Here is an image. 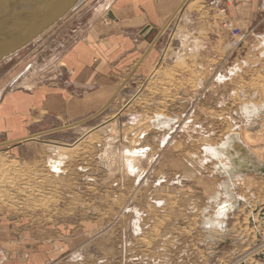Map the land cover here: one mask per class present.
Returning a JSON list of instances; mask_svg holds the SVG:
<instances>
[{"label":"rangeland","instance_id":"374dc122","mask_svg":"<svg viewBox=\"0 0 264 264\" xmlns=\"http://www.w3.org/2000/svg\"><path fill=\"white\" fill-rule=\"evenodd\" d=\"M106 1L86 0L0 62V110L8 97L25 106L2 112L4 138L84 120L0 147L8 264H264V176L229 173L228 158L207 152L246 129L242 144L264 165L263 0H235L225 17L185 0L181 12L204 27L189 18L174 33L172 20L150 74H133L112 102L124 75L107 84L90 70L87 36Z\"/></svg>","mask_w":264,"mask_h":264},{"label":"crops","instance_id":"0c3cea01","mask_svg":"<svg viewBox=\"0 0 264 264\" xmlns=\"http://www.w3.org/2000/svg\"><path fill=\"white\" fill-rule=\"evenodd\" d=\"M107 1V3L101 5V12L105 16H107V19L105 17L103 18V16L100 14H95L94 17H92V19L90 20V27L88 28L89 30L87 35L88 43H90V62L95 63L92 65L90 70H95V72H97V74L101 76L98 78H104V81H106L105 83L107 84L119 83L122 75H124L122 79L126 78L131 73L132 68L142 59L143 54L149 47L150 49L145 54L143 60L138 64L134 74H138L139 76L143 77H145V75L147 74H150V68L155 65V63L160 58V47L158 48V43L156 45H152L149 44L147 40L151 39L152 37L154 38L156 33H158L159 30L163 28L164 24L173 15L174 11L176 12V10L180 8V5L181 9L177 11L178 13L175 14V18L172 22L176 26L174 33L175 31L181 33L182 28L184 27L181 26V22L185 21V25L189 18H192L189 23H194L197 31L200 28H203L205 23V21H199L198 15L196 13H188L186 15V12H181L183 10H186L192 3L187 2L188 0L186 2L185 0ZM261 4L262 7H264V0L261 2ZM183 6L184 8L182 9ZM236 13L237 11L235 9H232V11H230V17L232 16L231 18H233L231 19L232 22ZM108 14L112 15L114 19L109 18ZM146 27H150V29L154 30V32L150 37H148V39H145V36H141L144 28ZM191 30L193 29L191 28ZM181 42L183 41L180 40V43ZM73 56H75V51L73 52ZM74 64H78L76 58H74ZM46 93L47 94H44L43 99L50 98L49 95L51 94H49L48 92ZM2 103L5 105L2 107V111L0 110V117H2V114L6 110L11 109L10 107H12V109H20L25 107L20 103L19 100L16 101L15 98L13 99V97L10 99L9 97L6 98ZM98 111L100 110L98 109L97 111H95V113ZM83 121L84 120L81 119L80 122L78 120L74 121V123L62 124L61 126L64 127L67 124H71L72 126L67 125V129L70 130L79 126V123L81 124ZM5 122V120H1V123H3V125H5ZM156 128L159 129L158 126ZM48 131L46 130L45 132H34L30 133V135L15 134V136H13L12 138H8L7 136L4 138L3 133L0 131V142L2 140L24 136V138L22 137L19 139H15L14 141L12 140L13 143L11 144H14L16 142H25L24 144H26L33 140H39V138L45 135L53 134ZM48 142H52L53 144L54 142L56 143L55 140ZM46 146L51 147V145L49 144H46ZM3 233L0 230V236L3 235ZM7 260L8 259L6 258L5 251H2L0 247V264H8Z\"/></svg>","mask_w":264,"mask_h":264},{"label":"water","instance_id":"95a60500","mask_svg":"<svg viewBox=\"0 0 264 264\" xmlns=\"http://www.w3.org/2000/svg\"><path fill=\"white\" fill-rule=\"evenodd\" d=\"M79 1L80 0H0V62L12 56L15 52L27 47L30 42L40 36L46 29L56 24V22L65 16V14H67ZM175 14L176 12L174 11L163 28L152 38V45H154L159 39V36L165 32ZM108 17L114 19L110 14H108ZM147 30L148 33L145 39H148L154 32L150 27H146L142 33ZM149 49L150 47L147 48L142 59L132 68L131 73L125 78V81L110 99L111 102L134 74L135 69L143 60ZM96 114L92 115V117L96 116ZM63 129H67V126H59V128L51 129L48 132L56 133ZM234 144V150L231 149L235 154L233 158L237 161H242L238 170L241 173L248 174L258 172L264 176V165H257L253 157L249 156L247 149L238 139H235ZM240 203L239 200L237 205ZM259 214L260 218L264 215L263 211ZM256 258L264 260L262 253L257 254Z\"/></svg>","mask_w":264,"mask_h":264},{"label":"bare ground","instance_id":"6f19581e","mask_svg":"<svg viewBox=\"0 0 264 264\" xmlns=\"http://www.w3.org/2000/svg\"><path fill=\"white\" fill-rule=\"evenodd\" d=\"M86 2V0H80L79 2H77L72 8H71V10L69 11V12H71V11H74V10H76L77 8H79L82 4H84ZM83 6V5H82ZM181 7V6H180ZM180 8H178V10H179ZM178 10H176V13H178L177 11ZM68 12V13H69ZM65 16H66V14H65ZM64 17V16H63ZM62 17V18H63ZM61 18V19H62ZM55 25V24H54ZM54 25H52V26H54ZM51 26V27H52ZM51 27H49L48 29H50ZM48 29H46L43 33H45V32H47L48 31ZM42 35L43 34H41L40 36H38L35 40H33V41H36L37 39H39V38H41L42 37ZM44 37V36H43ZM196 44V43H195ZM24 49V48H23ZM22 50V49H21ZM20 51V50H19ZM18 52V51H17ZM16 53V52H15ZM4 60V59H3ZM2 62V61H1ZM108 104V103H107ZM106 105V104H105ZM247 108V107H246ZM247 110V112L249 113V111L250 112H252L251 110H254V109H251L250 110V107L249 108H247L246 109ZM80 122V121H79ZM68 125V124H67ZM66 125V126H67ZM71 125V124H70ZM70 125H68V126H70ZM74 125V124H73ZM72 126V125H71ZM235 137V138H234ZM19 138H22V137H17V138H15V139H19ZM24 138V137H23ZM229 138H231V139H229L228 141H226V143L225 144H221V146L220 147H217V148H215V147H209V148H207V152L212 156V157H214V158H216L217 160H219V159H221V158H223V157H221V155H224L226 158H228V160L230 161V164L232 165V167H225L226 169V171L227 172H229V173H236V172H240L238 169H239V166L242 164L241 162L242 161H237L236 159H234L233 158V156L235 155L232 151H231V149L232 150H234V148H235V144H234V141H235V139H237V137H236V134L235 135H233V134H230L229 135ZM15 139H13V141L15 140ZM240 139H241V141L242 142H244V145H250V143L252 142L251 140H250V138H249V133H248V131L246 130V129H243L242 131H241V133H240ZM13 141L12 140H8V141H1L0 142V147H1V145H3V146H5V145H11V143H13ZM8 142V143H7ZM62 146V145H61ZM58 151H56V153H57ZM59 152H60V150H59ZM61 153H63V152H60V153H57L58 155H57V158L58 159H60V157L62 156V154ZM54 161L56 162L57 161V159H54ZM53 161V162H54ZM58 162V161H57ZM60 162H58V163H55L54 165H52V166H54V168H58L57 166H58V164H59ZM56 166V167H55ZM224 166H222V168H223ZM223 171H225L224 169H222ZM58 171V170H57ZM222 208H225L226 210L227 209H229V206L228 205H226V206H223ZM257 212V211H256ZM262 212V211H261ZM263 214H264V211H263ZM259 219L260 220H263L264 219V215H263V217L262 218H260V216H259ZM252 221V220H251Z\"/></svg>","mask_w":264,"mask_h":264},{"label":"built area","instance_id":"2783aa9c","mask_svg":"<svg viewBox=\"0 0 264 264\" xmlns=\"http://www.w3.org/2000/svg\"><path fill=\"white\" fill-rule=\"evenodd\" d=\"M205 2L212 11L225 17L229 13V7L235 2V0H205ZM229 24L230 22L228 21L222 23L224 27H229ZM231 33L232 37L237 39L238 42L245 40L244 38L246 35L244 33H240L238 29H232Z\"/></svg>","mask_w":264,"mask_h":264}]
</instances>
